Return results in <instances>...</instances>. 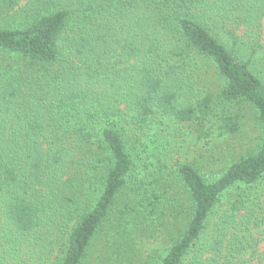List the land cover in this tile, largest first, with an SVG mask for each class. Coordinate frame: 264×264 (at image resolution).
<instances>
[{"label": "trees", "instance_id": "trees-1", "mask_svg": "<svg viewBox=\"0 0 264 264\" xmlns=\"http://www.w3.org/2000/svg\"><path fill=\"white\" fill-rule=\"evenodd\" d=\"M18 16L0 26V264H92L102 235L93 264H131L161 234L143 264H264V0H0ZM212 103L254 109L253 153L213 181L188 163L140 174L150 132L207 137L216 118L235 134Z\"/></svg>", "mask_w": 264, "mask_h": 264}, {"label": "rangeland", "instance_id": "rangeland-1", "mask_svg": "<svg viewBox=\"0 0 264 264\" xmlns=\"http://www.w3.org/2000/svg\"><path fill=\"white\" fill-rule=\"evenodd\" d=\"M19 23V16L6 19L0 18V26L17 25ZM262 43H264V30ZM262 53H264V47ZM261 55L254 58V65L252 66L260 73L258 75L264 79V60ZM199 78L202 87L211 91L214 95L212 99L216 101V92L220 91L224 85L222 78L208 65L205 70L200 72ZM212 107L218 117L231 115L238 118V131L235 134H222L219 131L220 124L216 118H214L213 123L211 122L208 125L207 137L199 133L195 129V125L186 123L169 124L170 131L166 128L163 133L156 134L154 132L153 136L150 132L141 137V146H139L136 156V164L140 174L147 171V175H149L153 173L154 167H156V171L160 166L166 168L164 171L168 174L172 173L177 163H188L194 164L208 181H213L229 165L253 153L260 141L261 134L254 109L248 105H225L224 103H212ZM146 157L149 158L148 161L145 160ZM144 165L146 166L144 167ZM229 198L223 199V202L218 206L217 212L219 215L226 209V201ZM2 228V214L0 213V230ZM209 233H211V226L207 234ZM103 237V235L97 237L95 241L97 246L89 250V257L85 260V263L93 264L98 260V256L102 255L104 250L99 244L102 242ZM165 246L166 241L162 234L157 239H137L135 245H133V250L128 253L130 262L131 264H143L151 251L162 249Z\"/></svg>", "mask_w": 264, "mask_h": 264}]
</instances>
